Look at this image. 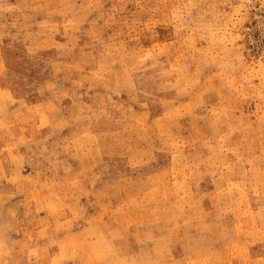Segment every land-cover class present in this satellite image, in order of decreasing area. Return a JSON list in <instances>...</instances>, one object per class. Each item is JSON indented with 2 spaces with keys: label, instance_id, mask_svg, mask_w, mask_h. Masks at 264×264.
Returning a JSON list of instances; mask_svg holds the SVG:
<instances>
[{
  "label": "rangeland",
  "instance_id": "obj_1",
  "mask_svg": "<svg viewBox=\"0 0 264 264\" xmlns=\"http://www.w3.org/2000/svg\"><path fill=\"white\" fill-rule=\"evenodd\" d=\"M0 264H264V0H0Z\"/></svg>",
  "mask_w": 264,
  "mask_h": 264
}]
</instances>
